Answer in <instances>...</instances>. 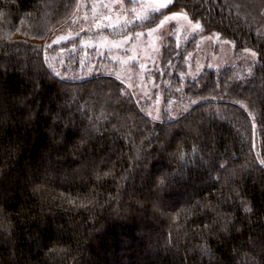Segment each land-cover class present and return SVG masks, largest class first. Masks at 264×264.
I'll return each mask as SVG.
<instances>
[{"label":"trees","instance_id":"obj_1","mask_svg":"<svg viewBox=\"0 0 264 264\" xmlns=\"http://www.w3.org/2000/svg\"><path fill=\"white\" fill-rule=\"evenodd\" d=\"M78 3L0 0V264H264V0L168 6L257 60L184 79L169 37L158 117L119 76L50 69Z\"/></svg>","mask_w":264,"mask_h":264},{"label":"rangeland","instance_id":"obj_2","mask_svg":"<svg viewBox=\"0 0 264 264\" xmlns=\"http://www.w3.org/2000/svg\"><path fill=\"white\" fill-rule=\"evenodd\" d=\"M134 1L135 4L128 5L125 0H79L76 10L68 19L70 21L57 27L46 44L49 49L54 44L60 45L78 37L79 43L60 47L56 51L47 50L45 59L50 69L54 73H60L61 68H64L65 77L70 76L69 73L74 70L81 72L77 78L91 74L89 71L99 70L119 76L128 87L140 94L143 100L150 98L144 109L151 116L158 117L161 98L152 93L155 85L151 69L159 63L162 45L169 37L174 38L176 46L185 48V73L182 76L184 79L196 78L206 70H219L227 66L246 67L257 60V55H252L255 52L253 49L235 50L232 42L221 38L219 33L203 31L201 27L193 29L182 16L166 21L160 26L159 22L165 16L183 10H168L170 3L160 8L159 12L152 11L161 3H165V0ZM133 8L137 11L133 12ZM160 12L164 13L153 26L131 33L127 31L126 35L123 33L120 36L124 31L122 26L125 28L135 23L144 24L152 19L154 13ZM140 16H147V19L138 18ZM152 28L157 30L149 34V29ZM83 31L87 33L84 32L85 36H82ZM136 33L141 35L136 36ZM44 164L43 161L39 163L42 168ZM140 239L143 240L142 237ZM37 249L38 245L33 252H37ZM150 254L153 255L151 252ZM121 263L126 264L123 261Z\"/></svg>","mask_w":264,"mask_h":264},{"label":"snow or ice","instance_id":"obj_3","mask_svg":"<svg viewBox=\"0 0 264 264\" xmlns=\"http://www.w3.org/2000/svg\"><path fill=\"white\" fill-rule=\"evenodd\" d=\"M133 2H134V0H133ZM173 2H174V0H165V3H161L159 5V7L153 8L152 11L153 12H159L160 11V8L166 7L168 4L173 3ZM132 11L133 12H136L137 10H136V8H133ZM180 16H182L183 19H185V20L188 21V24H189V26L191 28H193V29H199L201 27L199 21L193 22L192 19L189 18L188 14L186 12H184L183 10L180 13H173L171 16H165L163 20H160L159 24H160V26H162L166 21L174 20V19H176L177 17H180ZM138 18H140V19H147V16H140ZM156 30L157 29H155V28L149 29V34L155 32ZM140 35H141V33H136V36H140ZM57 42L58 41H54V43H57ZM49 47H50V45H49ZM252 55L255 56L256 53L253 52ZM56 75L59 76V73H56ZM192 103H196V101H192ZM262 163H264V161H262ZM105 175H108V173H105ZM162 183H163V181H161V184ZM244 211L250 213L252 211V209L250 207H246L244 209ZM225 230H226V228H225ZM205 251H207V250L205 249ZM253 264H255V262H253Z\"/></svg>","mask_w":264,"mask_h":264}]
</instances>
